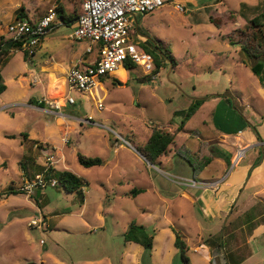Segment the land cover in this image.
I'll return each mask as SVG.
<instances>
[{"label":"rangeland","instance_id":"1","mask_svg":"<svg viewBox=\"0 0 264 264\" xmlns=\"http://www.w3.org/2000/svg\"><path fill=\"white\" fill-rule=\"evenodd\" d=\"M181 2L186 11H178L172 3H167L146 16H138L139 23L134 21L131 31L132 42L162 64L159 77L153 79L141 66L131 70L125 64L122 66L125 74L117 72L116 78L121 83L105 75L101 79L105 90L98 92L104 99L103 110L98 109L88 92L67 88V94L76 102L72 105L65 102L63 113L72 112L78 119L56 114L49 106L30 103L31 99L60 100L62 83H57L54 93L49 94V69L42 67H47V59L63 60L69 65L73 56L78 57L75 54L85 51L90 42L70 37L76 22H57L47 33L45 44L40 42L41 46L33 48L34 54L26 57L24 51L16 50L4 65L1 72L7 89L0 93V264H135L132 261L136 255L127 248L125 240L127 230L133 222L143 224L163 214L151 183L165 195L180 190L183 187L180 183H184V178L178 176V155L173 156V146L163 157L173 159L153 166L140 156L137 147L146 143L154 127L173 130L167 119L173 117L180 123L181 115H175L174 111L187 109L193 97L209 99L215 110L206 117L207 109H204L186 126L188 130H196L179 150L190 164L188 175L202 178L217 172L214 165L208 166L207 156L214 154V145L203 140L212 130L217 132L232 125L227 118L233 116V123H245L256 135L258 132L264 137V100L252 74L258 79L259 76L251 68L258 61L264 63V55L249 57L244 49L236 47L248 41L255 16L260 14L264 21V0ZM58 3L69 13L81 11L80 0H20L13 19L18 18L23 6L27 17L39 20ZM260 32L261 50H264V24ZM0 34L10 37L7 27L0 26ZM159 40L175 56L174 67L156 46ZM126 72L128 81L124 80ZM231 81L244 95L233 93ZM220 93L229 97L230 105L227 101L222 103L225 97ZM88 116H92L94 123L81 122ZM59 121L76 128L64 134ZM36 142L44 144V148L36 147ZM48 152L56 155L49 170L53 168L54 173L70 170L83 179L84 204L77 192H68L59 183L53 186L48 181L45 188L23 189L32 176L45 172ZM78 152L87 157H102L107 162L84 166L78 160ZM21 160L27 162L29 175L24 173ZM134 187L147 192L127 196L126 192ZM145 207L148 209L144 210ZM169 215L174 214L170 211ZM251 215L239 221L248 224ZM35 216L46 218V229L30 226ZM163 220V217L159 220V226L162 222L165 225ZM251 223L257 227L261 221ZM153 227L149 226L150 233L154 232ZM232 227L231 223H220L217 227L218 250L226 260ZM248 230L247 227L246 239H249ZM185 240L189 241L186 237ZM195 248L199 249L198 245L189 241L186 253L196 264H201L197 259L205 260L199 258ZM249 253L247 247L243 248L242 254ZM150 254L146 250L139 264H152ZM104 256L107 258L101 260ZM221 259L217 258L215 264H223ZM173 264H184L180 252ZM245 264H256V259Z\"/></svg>","mask_w":264,"mask_h":264},{"label":"crops","instance_id":"2","mask_svg":"<svg viewBox=\"0 0 264 264\" xmlns=\"http://www.w3.org/2000/svg\"><path fill=\"white\" fill-rule=\"evenodd\" d=\"M19 1L20 0H0V26L7 27L10 22L17 19H13V15L19 9ZM138 16L140 17V15ZM138 16L134 19L137 25L139 23ZM73 22L77 23V18ZM1 36H3V34H0V39ZM46 36L47 34L41 41L42 45L45 44V40L47 39ZM236 47L241 48V46L238 45ZM34 50L35 49H33L32 52L30 51V54H34ZM76 55L78 57L74 59L73 56L69 65L65 64L63 60L53 59L50 61L47 59V67H42L43 70L47 69L48 71L49 69V72H47L49 76V84L47 85L49 94L54 93L57 83H62V94L59 96L60 101L63 103L62 108L65 105V102L63 101L65 80L71 65L79 59L87 62L93 59L97 55V48L95 47L91 53H86L85 49L83 53L75 54V56ZM134 68L135 67L131 70H134ZM161 68L162 66L160 67V70ZM122 69L123 68L120 67L117 72L124 71V73H121L124 75L125 70ZM117 72L110 76L115 78L118 77ZM144 73L147 76H150L145 71ZM252 77H254V79H256V83L259 84L256 88H258L259 95L264 100V85L261 83L260 78H256L253 74ZM128 79L129 77L126 72L124 80L128 81ZM55 82L56 85L54 86ZM102 83L103 82L101 81L100 86L95 93H90L95 103H97L96 95H99V89H104ZM231 83L233 93H236L237 96L244 95V91L241 90L239 86L234 85L233 81H231ZM220 95H224L225 97L222 100V103L227 101L230 105L229 97L221 93ZM199 98L202 97H193L191 104ZM191 104L189 106H191ZM62 108L58 112H52L56 114L62 113L70 116L71 118H79L72 112L68 114L63 113ZM204 109H207V111L204 112L205 116L209 117V115H213L215 110L214 104H212L209 99L205 98V101L202 103L200 108L185 123L182 130H178L179 123L175 119V124L172 125L174 129L168 130L170 132H175V142L170 148L173 146V156L176 155V153L178 155V176H180V178H184V183H180L183 187L180 188V190L175 189L174 193H170L171 195H165L158 190L157 185L154 182L151 183L152 192L162 204V206L159 207V210H162L163 212L161 216H153L141 224L144 225L147 230L149 229V226H154V232L151 233L154 237L153 248L150 254L152 264L174 263L175 258L180 252L179 248L175 245L176 230L181 232L186 245H188L189 241L198 245L199 249L195 248L194 251L198 253L197 255H199L200 259L205 260L202 262L197 259V262L201 264H215L214 261L217 258H223V260L221 259L223 264H245L251 259H256V264H264V137L263 135H260L262 137L259 138L253 131L246 127L245 123L242 125L233 123V121H235L233 116L231 118H227L228 122L232 123V125L222 127L223 129L221 128L217 132L212 130L210 134L204 136L205 139L203 140L212 142L214 145V148L212 149L214 157L209 161L208 166L214 165L217 172L211 175V177L202 178L195 177L193 174L188 175V166L190 164H188L184 156L180 155L179 150L186 146L188 141L192 138V135L196 132L195 129H186L187 124L195 117L196 114L202 113ZM171 119H173V117L167 120ZM59 123L61 124L60 121ZM64 125L65 124H61L60 126V129L64 130V134L68 130H74L76 128L74 126L67 127L66 125L64 127ZM197 139L202 140L200 138ZM238 150H243L244 155L241 158L236 159ZM249 153L251 154L249 155ZM226 156H230V164L227 163ZM141 157L144 158L143 156ZM163 157L164 156L159 158L158 162H160V164L173 159V157H170L166 160ZM106 162L107 161H105V163ZM191 180L195 181L196 184H190ZM211 182H217V184L215 186H211L209 185ZM134 188L138 189L136 194H132ZM134 188L127 191L126 195L136 197L139 194L147 192L141 187ZM84 203L85 199L82 204ZM147 209V207L144 208V210ZM170 211L173 212V217H170ZM250 213L252 214L251 221L248 224L239 221L242 217L249 216ZM162 217L164 218L163 221L165 222V225H163L162 222L159 226V220ZM235 220L237 221L236 225ZM258 221H261L260 225L253 227L251 222L256 223ZM220 223L233 224V227L230 229V233L228 234L230 242L229 247L227 248L229 251L226 255V258L228 257L227 260L223 257L222 252L218 250L219 245L217 244V240L220 230H218L217 227ZM247 227L249 229L247 233L249 239H246L245 237ZM236 235H238V237ZM185 237L188 238L189 241L185 240ZM253 240L255 243H252ZM127 243V248L133 249V254L136 255L135 260L132 261V263H141V257L145 255L146 251L144 246L133 241H127ZM245 247H247L250 251L248 255L242 254V250ZM165 248H167L166 252H164ZM201 250L202 253H200ZM104 258L106 259L107 257L104 256L101 260ZM189 259L191 264H196V261H194L191 256Z\"/></svg>","mask_w":264,"mask_h":264},{"label":"built area","instance_id":"3","mask_svg":"<svg viewBox=\"0 0 264 264\" xmlns=\"http://www.w3.org/2000/svg\"><path fill=\"white\" fill-rule=\"evenodd\" d=\"M82 10L77 17L76 28L70 34L75 40H87L90 42L86 48V53L93 52L97 48V55L88 62L82 59L75 61L66 76L65 91L63 101L68 104H75V98L67 94V88L76 89L82 92L95 93L100 86L101 79L105 75H113L125 62L131 61L141 66L153 79L159 77L160 71L156 72V65L153 55L139 49L132 42L131 31L134 28V19L138 15H146L157 9L164 7L167 3H172L176 10L186 11V6L181 0H80ZM60 22L56 6L48 9L47 14L39 20L33 21L30 17L17 18L7 25L10 37L25 41V48L29 52L40 44L54 25ZM49 106L51 111L61 110L63 103L56 99L43 98L39 100ZM97 106L103 110V98L96 95ZM81 122L94 123L92 116L81 119ZM68 142L67 138L63 139ZM36 147L40 144L36 143ZM244 155L243 150H238L236 159ZM56 160L54 152H48L45 157V171L49 170ZM56 186L57 178L46 179L45 173H37L29 181L24 190L45 188L48 184ZM190 184L196 182L191 180ZM217 182L209 185L215 186ZM30 226L46 229L48 221L46 218L35 216L30 220ZM43 243V241H42Z\"/></svg>","mask_w":264,"mask_h":264},{"label":"trees","instance_id":"4","mask_svg":"<svg viewBox=\"0 0 264 264\" xmlns=\"http://www.w3.org/2000/svg\"><path fill=\"white\" fill-rule=\"evenodd\" d=\"M56 11L58 13L59 19L64 24H70L71 22L75 21L78 17L77 12L69 13L65 10L64 6H62L60 3L56 6ZM18 18H24L27 17V14L25 13V8L21 6L19 13L17 14ZM211 21L214 19L211 17ZM33 20V19H32ZM219 24V21L216 22ZM253 28L252 31L249 32V39L246 43H243L241 45V48L244 49L246 54L249 57L253 58H260L264 55V50H261V47L263 46L261 37H260V27L263 26L264 21L262 19V16L259 14L258 16H255L252 19ZM258 27V29H257ZM45 36H43L44 38ZM42 38V39H43ZM239 42V41H238ZM237 42V43H238ZM156 46L159 47L163 51V55L166 59L170 61L172 66L174 67L176 64V58L172 54V51L169 50L165 43L161 40L157 41ZM16 50H22L25 52V56L28 57L30 54L29 50L25 48V41L19 40V39H13L11 37L4 38L3 36L0 39V93L4 92L7 89V85L5 83L4 77L2 75V68L4 65L8 62L11 55ZM151 54V53H150ZM154 58V57H153ZM155 65H156V72L160 70V67L162 64L157 61L154 58ZM136 64H134L131 61L125 62V67L128 69H132L135 67ZM252 71L254 74L259 76L261 83L264 85V63L263 62H256L254 65H252ZM113 81L117 83H121L118 78L113 77ZM205 101V98H199L196 99L191 106H189L188 109L185 110H176L174 112L175 115H181V121L178 125V130H182L185 123L192 117L194 113L200 108L202 103ZM30 103L34 105H38L40 107H46V104L44 102H40L38 99H31ZM169 125L175 124L174 118L168 121ZM258 137L260 138V134L257 132ZM175 142V132H170L165 130L163 127L157 126L152 129L151 135L149 136L146 143L142 146L137 147V149L148 159V161L151 164L156 165L159 161V158L162 156H166L170 153L171 145ZM39 143L40 149L44 148V144L40 142ZM79 162L87 167L95 166V165H102L105 163L104 159L101 157H87L84 154L78 152L77 154ZM208 161H210L214 155L212 153H209ZM226 161L228 164L231 163L230 156H226ZM207 162V161H206ZM20 165L22 169L24 170V173L29 175V169L27 167V162L25 163V160L20 161ZM51 170L45 171L46 179L49 180L50 178L54 177L57 178L58 183L64 187V189L68 192H77V194L80 197L81 204L84 202V181L81 177L76 175L74 172L70 170H64L60 172H53V168H50ZM43 173V172H42ZM35 176V175H34ZM32 176V177H34ZM14 189V188H13ZM138 192V189H135L132 191V194H136ZM176 234V240L175 245L179 248L181 257L184 261V264H191L189 257L186 254L187 251V245L185 244V241L183 239V236L181 232L175 231ZM153 235L147 230V228L144 225L137 224L135 222L131 223L129 229L127 230L125 234V240L126 241H133L136 243H139L144 246V248L147 251H151L153 248Z\"/></svg>","mask_w":264,"mask_h":264},{"label":"water","instance_id":"5","mask_svg":"<svg viewBox=\"0 0 264 264\" xmlns=\"http://www.w3.org/2000/svg\"><path fill=\"white\" fill-rule=\"evenodd\" d=\"M171 66H172V64H171ZM139 153H140V155L141 156H143L147 161H148V159L140 152V151H138ZM149 162V161H148ZM150 163V162H149ZM151 164V163H150ZM151 165H154V164H151ZM31 264H37V263H31ZM41 264H43V263H41Z\"/></svg>","mask_w":264,"mask_h":264}]
</instances>
